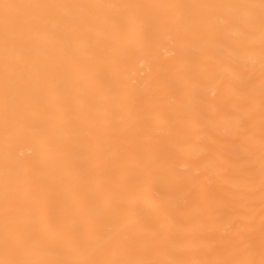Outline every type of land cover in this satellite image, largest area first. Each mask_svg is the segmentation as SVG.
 <instances>
[{
	"label": "bare ground",
	"instance_id": "6f19581e",
	"mask_svg": "<svg viewBox=\"0 0 264 264\" xmlns=\"http://www.w3.org/2000/svg\"><path fill=\"white\" fill-rule=\"evenodd\" d=\"M0 264H264V0H0Z\"/></svg>",
	"mask_w": 264,
	"mask_h": 264
}]
</instances>
